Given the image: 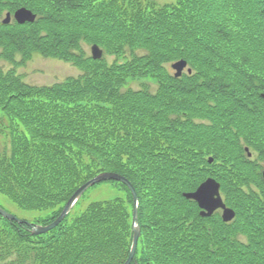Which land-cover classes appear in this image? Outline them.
I'll list each match as a JSON object with an SVG mask.
<instances>
[{"label": "trees", "instance_id": "16d2710c", "mask_svg": "<svg viewBox=\"0 0 264 264\" xmlns=\"http://www.w3.org/2000/svg\"><path fill=\"white\" fill-rule=\"evenodd\" d=\"M20 7L37 17L0 21V57L37 52L80 73L33 85L0 67V193L48 211L47 224L82 184L116 172L139 201L130 264H264V0H0V16ZM180 58L192 72L175 77L166 65ZM130 77L156 89L126 87ZM208 176L236 211L230 223L183 196ZM110 182L125 194L79 199L45 233L0 215V264H124L133 197Z\"/></svg>", "mask_w": 264, "mask_h": 264}, {"label": "rangeland", "instance_id": "374dc122", "mask_svg": "<svg viewBox=\"0 0 264 264\" xmlns=\"http://www.w3.org/2000/svg\"><path fill=\"white\" fill-rule=\"evenodd\" d=\"M161 4L163 2H170L172 0H154ZM5 17V12L0 16V21ZM85 55L90 56L91 44L82 43ZM104 50V49H103ZM107 62H113L117 56L108 54L103 51ZM126 57H130L129 53H125ZM14 62H9L0 57V67L4 70H8L16 66V72L23 76V80L33 85L52 84V82L62 81L67 77L76 76L80 73V70L71 62H67L61 59L53 57H45L37 52L32 54V57L23 64L22 58L17 54L14 58ZM171 62H168L166 67L168 70L173 71L171 68ZM14 63V64H13ZM150 77H130L126 81V86L140 89L144 85H149L151 90H155L156 85L149 80ZM5 119L2 109H0V122ZM3 145H8V138L0 131V149ZM124 191L116 184L108 181H102L89 187L80 198L79 207L86 206L90 201L96 199H109L117 196L124 195ZM0 206L6 211L12 213L18 218L27 220L32 223H42L43 218L48 211L26 210L18 207L13 203L6 195L0 193ZM76 212V211H75ZM74 212V213H75Z\"/></svg>", "mask_w": 264, "mask_h": 264}, {"label": "water", "instance_id": "95a60500", "mask_svg": "<svg viewBox=\"0 0 264 264\" xmlns=\"http://www.w3.org/2000/svg\"><path fill=\"white\" fill-rule=\"evenodd\" d=\"M13 17L18 23L22 24L25 22H33L36 18V14L26 7H20L13 13ZM10 20H11V14L10 12H7L6 17L3 19V23H9ZM91 50H92V57L94 59H98L102 56V49H100L97 44L92 45ZM186 65H187V62L186 60H183V59L174 62L172 64V67L176 70L175 76H180L182 71L186 67ZM190 71L191 70L188 69V72ZM260 95L264 98V93H261ZM245 149L248 151L247 147ZM248 155H251V153L248 152ZM211 161H212V158H209V162ZM263 177H264V171H263ZM111 179L124 183L129 188V190L131 191L133 195V200H134L133 221H132L133 238H132V244L130 247L129 256L124 263V264H130V261L132 260L135 254L137 243H138V238L140 236V230H139L138 223H137L138 197H137V193L135 191L133 184L125 176L119 173H116V172H111V171L102 172L96 175L95 177L91 178L90 180H88L83 185H81L75 191V193L71 196V198L68 200V202L64 206L60 215L54 221L46 225H34L33 232L36 234H39V233L47 232L48 230L54 228L65 217V215L71 210L75 202L78 200V198L82 195V193L89 186L95 183L104 181V180H111ZM219 187H220V184L214 178L209 177L204 182H202L195 191L184 193V195L187 198L194 199L198 202V205L201 208L200 215L210 216L216 209L221 208L223 210L222 219L224 221H230L235 216V212L232 208L227 207L225 203L223 202L222 197L219 192ZM0 215L8 219H15L19 222L22 221L21 219L15 217L14 215L2 209L1 207H0Z\"/></svg>", "mask_w": 264, "mask_h": 264}]
</instances>
